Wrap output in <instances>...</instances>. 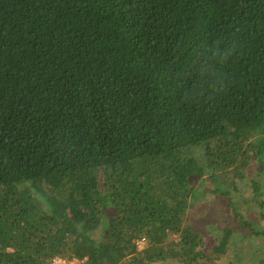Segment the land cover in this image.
I'll return each mask as SVG.
<instances>
[{
  "label": "trees",
  "instance_id": "1",
  "mask_svg": "<svg viewBox=\"0 0 264 264\" xmlns=\"http://www.w3.org/2000/svg\"><path fill=\"white\" fill-rule=\"evenodd\" d=\"M206 180L264 260V0H0V264H221Z\"/></svg>",
  "mask_w": 264,
  "mask_h": 264
},
{
  "label": "rangeland",
  "instance_id": "2",
  "mask_svg": "<svg viewBox=\"0 0 264 264\" xmlns=\"http://www.w3.org/2000/svg\"><path fill=\"white\" fill-rule=\"evenodd\" d=\"M257 169L258 165L252 162L246 171L247 177L244 183H240L238 189H231V194L236 200L247 199L249 201L248 204L253 205V200L251 199V196H253V179L257 181L263 179V177L257 175ZM205 184L199 185L197 183L201 197L198 198V203L189 212L190 223H192L194 229L202 234L205 241V249L211 252V255L215 256L217 262L221 264H239L247 261L252 264H264V260L255 253L257 247L262 243V238L257 235L253 236L252 232L234 216L228 204V197L205 192L215 189L214 181L206 180ZM245 214L248 218H255L258 211L255 208L250 213L245 211ZM229 228L234 231L229 253L218 258V254L216 255L213 249L218 245L225 231ZM173 237L176 238V236ZM143 247L139 249H143ZM76 264L79 263L76 262Z\"/></svg>",
  "mask_w": 264,
  "mask_h": 264
},
{
  "label": "built area",
  "instance_id": "3",
  "mask_svg": "<svg viewBox=\"0 0 264 264\" xmlns=\"http://www.w3.org/2000/svg\"><path fill=\"white\" fill-rule=\"evenodd\" d=\"M136 243H137L138 247L141 248L146 244V238L142 237V238L138 239ZM76 262L81 264L78 260H73L70 262L55 260L53 264H76Z\"/></svg>",
  "mask_w": 264,
  "mask_h": 264
}]
</instances>
